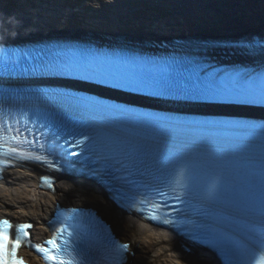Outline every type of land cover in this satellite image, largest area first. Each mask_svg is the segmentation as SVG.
<instances>
[{
    "label": "snow or ice",
    "instance_id": "6c2138e0",
    "mask_svg": "<svg viewBox=\"0 0 264 264\" xmlns=\"http://www.w3.org/2000/svg\"><path fill=\"white\" fill-rule=\"evenodd\" d=\"M0 39L8 42V36L0 32ZM72 60L60 59L64 53H56L55 58L47 63L41 60V71L60 70L67 74L71 71L92 73L103 76L101 83H111L113 87H131L134 91L150 90L154 96L172 95L176 99L195 102H236L244 104L264 103V72L248 71L207 72L202 66H193L184 62H153L148 69H143V62L119 61L117 64L96 63L87 51L69 53ZM31 59L30 55L13 53L11 49H0V74L36 71L24 67ZM123 69V70H122ZM84 78H91L85 76ZM7 114H5L6 116ZM120 123L104 121L106 130L91 129L81 132L88 157L83 162L91 175L97 178L110 177L112 181L123 184H135L131 179L135 175L144 176L149 154L143 143L144 134L137 130L131 120ZM135 123H139L138 121ZM215 125V122H206ZM227 123V122H225ZM25 131H27L25 129ZM51 145L39 143V151L45 155L25 154L21 151L24 144L33 146L19 128L13 127L0 118V156L22 159L26 162H40L54 171L64 169L55 159L49 160V154L59 155L56 149L61 145L55 141ZM83 141H76V146ZM76 156V152L67 153ZM62 158V157H61ZM11 163L9 159H0V172ZM167 165L162 172L166 176L161 181L167 188L156 189L160 199L147 196L139 200H129L120 190L109 184L108 191L114 193V200L120 204L129 201L126 207L134 214L157 227L167 226L203 238L220 252L225 264H264V134H262L259 151L253 145H233L199 143L184 137L175 149L164 158ZM100 165V166H97ZM23 166V165H20ZM74 168L73 162H68ZM150 175V173H148ZM44 183L52 187L48 177H42ZM168 200H174L180 209L172 207L169 211ZM172 211L176 217H172ZM73 213L77 209H72ZM195 218H192V214ZM248 217L247 223H241L238 217ZM31 224L17 225L14 239H9V220H0V264H24L16 252L20 247L22 234ZM69 227L72 230H69ZM56 234L66 233L62 247H57V255H50L48 249L36 246L44 253L46 259L56 264H82L77 256H84L88 249L77 252L76 245L81 242V235L76 225L62 224L55 229ZM259 232V238L254 234ZM56 246V236L47 241ZM115 252V264H121L123 253L131 252L129 243L112 242ZM68 259H64V256ZM183 260L184 257L181 256ZM187 264V261H185Z\"/></svg>",
    "mask_w": 264,
    "mask_h": 264
},
{
    "label": "bare ground",
    "instance_id": "6f19581e",
    "mask_svg": "<svg viewBox=\"0 0 264 264\" xmlns=\"http://www.w3.org/2000/svg\"><path fill=\"white\" fill-rule=\"evenodd\" d=\"M207 2L213 1L207 0ZM192 5L198 13H202L203 10L207 11V6L203 0ZM238 8L239 10H227L225 16L219 17L211 16L208 11L197 17L193 9L190 11L194 16L193 19L166 21L165 23L175 25L176 29L174 30L178 33L183 32L184 28L194 27L202 35L213 36H233L245 30L251 29V32H255L256 28L262 29L264 27V2L251 0ZM54 12L47 13H51V19L54 22L60 23L58 25L52 24L48 28L49 32L39 33V36L55 35L58 34L57 32H61L58 35L74 36L69 33V29L73 24L72 21L70 19L64 21L61 18L66 12ZM229 13L231 15H227ZM57 15L58 18H52L54 16L57 17ZM120 17H123L121 18L122 23L115 22L114 18L109 21L107 19L97 20V18H92L96 20L97 24H95L91 23L92 21H90L89 17L83 16L84 22L94 29L105 31V28H109V24L125 33L129 34L130 32L143 36L144 32L141 24L135 23L126 13H122ZM0 19H6L7 21L5 23L0 22V32L9 36L8 39H19L18 36L10 35L22 34L26 29H30L14 22L11 18L2 17ZM35 23L41 27L38 22ZM154 25L158 26L157 24ZM39 27H36V30H39ZM25 37L27 36L20 38L23 39ZM39 174L40 170L38 168L21 167L6 169L1 173L0 177V215L14 220L32 219L34 222L32 229L34 238L38 239L46 235L47 226L45 222L56 203L68 205L92 204L98 206L106 215L107 220L114 224L118 235L131 242V248L137 250L138 255L133 258V264H136L138 260L142 261V264H185V261H187V264H219L212 255L203 250L196 249V252L192 254L182 252L177 248L180 239L173 232L169 229L149 224L145 219L133 214H126L125 210L118 208L113 202L109 201L106 193L101 188H96L93 182L85 181L83 178L57 177L54 189L50 190L40 186ZM22 255L26 256L25 253H22ZM181 256L184 257L183 260ZM31 259L34 260L33 257Z\"/></svg>",
    "mask_w": 264,
    "mask_h": 264
},
{
    "label": "rangeland",
    "instance_id": "374dc122",
    "mask_svg": "<svg viewBox=\"0 0 264 264\" xmlns=\"http://www.w3.org/2000/svg\"><path fill=\"white\" fill-rule=\"evenodd\" d=\"M77 3V5H74V3ZM122 1V0H120ZM86 2L84 5L85 7H100V8H109V6H103L101 2L106 4L107 2H118V0H92ZM82 2L79 0H0V18H11L14 22L20 23L24 26L29 27L30 29H26L24 33L22 34H15L10 36H18V38L23 36H30L28 34H32L33 36H36L39 32L36 30L37 24L35 22H38L41 27H39L40 30L44 29L45 31H48V28L51 27L52 24L58 25L60 22H54L51 18V22H48V24H45L46 22L43 21L44 18H46L45 12H52L49 11L52 7H57L61 10H67L68 8H81L83 5H80ZM111 6V5H110ZM112 7V6H111ZM40 8V9H37ZM43 9V10H41ZM112 9V8H110ZM39 10V11H38ZM5 12V13H4ZM42 12V13H41ZM70 12V11H68ZM63 14V13H60ZM2 15V16H1ZM13 15V16H12ZM65 15V14H63ZM9 16V17H8ZM67 17L75 18L73 14H67ZM14 17V19H13ZM58 17V15H57ZM19 19V20H18ZM1 23L7 22L6 19H0ZM35 23V24H34ZM44 24V25H43ZM33 26V27H32ZM38 29V28H37ZM73 32L74 28L71 29ZM37 32V33H36ZM25 34V35H24ZM7 36V35H6ZM9 37V36H8ZM12 38V37H11Z\"/></svg>",
    "mask_w": 264,
    "mask_h": 264
}]
</instances>
